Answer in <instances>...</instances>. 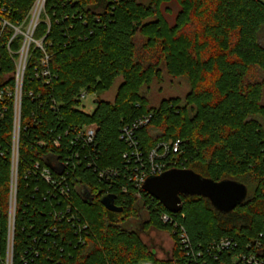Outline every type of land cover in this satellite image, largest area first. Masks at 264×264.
I'll list each match as a JSON object with an SVG mask.
<instances>
[{
  "label": "trees",
  "instance_id": "obj_1",
  "mask_svg": "<svg viewBox=\"0 0 264 264\" xmlns=\"http://www.w3.org/2000/svg\"><path fill=\"white\" fill-rule=\"evenodd\" d=\"M35 1L1 0L14 24L24 22ZM261 33L264 0H47L34 33L44 50L32 45L24 75L13 264H186L176 223L187 232L191 258L200 264H234L240 254L264 256ZM10 35L2 34L3 42ZM21 42L22 36L14 40L13 51ZM0 49V91L8 86L13 93L0 102V264H6L17 60ZM163 69L171 77H187L191 89L184 99L153 106L142 87L162 78ZM120 77L115 100L101 99ZM83 90L96 95L92 113L79 108ZM148 114L150 122L136 131L145 151L160 141L181 140L179 163L204 177L246 184V200L222 213L209 199L188 196L180 212L170 213L145 191L138 197L121 134ZM91 123L98 125L97 151L74 147L71 126ZM70 159L82 162L62 169ZM44 167L52 169L54 186L41 178ZM106 168L118 174L101 178ZM62 185L68 197L60 194ZM105 190L122 211L101 203ZM67 204L89 225L87 231L76 232L66 218L55 220L53 212L66 211ZM141 209L147 218L135 226ZM162 212L173 222L162 221ZM150 228L172 237L167 261L142 238ZM80 234L84 243H78ZM226 236L237 245L215 259L207 247Z\"/></svg>",
  "mask_w": 264,
  "mask_h": 264
},
{
  "label": "built area",
  "instance_id": "obj_2",
  "mask_svg": "<svg viewBox=\"0 0 264 264\" xmlns=\"http://www.w3.org/2000/svg\"><path fill=\"white\" fill-rule=\"evenodd\" d=\"M47 0H36L31 11L25 18L24 22L14 24L8 17L5 16L6 6L2 4L0 0V40L1 36L6 31H10L11 35L9 39L5 42L3 40L0 43V48H6L10 56L16 61V89L14 92V131H13V155H12V177H11V190H10V209H9V234H8V250L6 264H13V253H14V235H15V221H16V209H17V192H18V163L20 155V132H21V107H22V97H23V84H24V75L28 60L30 58V51L33 44L37 47L44 50L43 39H35L34 33L41 21V16L45 12V5ZM19 36H22V42L20 48L15 52L12 49V44ZM17 55L14 58V55ZM1 49H0V58H1ZM44 64L48 62V55H45ZM48 73V70L44 71V75ZM12 96L13 93L10 88L7 86L6 90L0 91V102L5 100V96ZM88 95H91L87 90H83L80 93L79 99L82 101L87 98ZM1 112V109H0ZM152 114L144 115L136 119L132 124L126 125L121 134V139L127 144L129 150L123 154V158L127 160L128 167L130 169L129 178L134 187L135 193L138 197H141L143 190V185L145 181L151 176H157L163 172L173 169V168H185L183 163H179L178 155L183 153L182 142L181 140L176 141H160L158 142L150 151H145L136 135L138 128L145 126L151 120ZM72 132L74 134V139L72 144L74 147L78 146L81 149H89L97 151V131L98 125L96 123L71 126ZM67 134L69 133L66 132ZM57 142V141H56ZM42 144H44L42 142ZM79 154V153H78ZM77 154V157L80 158L81 155ZM86 155V154H84ZM70 161V162H69ZM69 161L65 162V166L62 169H65L69 164H72L75 168L78 164H81L82 160L78 161ZM39 168L38 165H36ZM52 169L44 167L40 170V175L43 180L49 184L55 185L57 179L54 178ZM63 172V171H62ZM62 180L65 181L63 173ZM118 174L117 171L113 168H106V170L100 171L99 175L103 178L107 174ZM58 189V188H57ZM125 190V189H124ZM60 194L62 196H69L68 190L65 185L60 187ZM109 195V190H105V193L102 194V197ZM53 196V194H52ZM59 201V199H58ZM61 201H59V204ZM66 211L55 210L53 212L55 220L62 221L64 218L69 222H73L76 228V232H81L82 230L87 231L89 225L87 223H81L80 219L75 212L72 213V206L67 204ZM171 213V212H170ZM70 214V215H69ZM160 219L164 222H173L172 217L169 213L162 212L160 213ZM174 231L178 233V241L180 247L185 255L186 264H200L196 262L195 258H191V255H194L189 249V237L184 227H177L175 224ZM57 231L56 227H52L51 230ZM79 232V233H80ZM84 243V237L81 236L78 239V243ZM237 245L229 236L221 237L218 240L212 241L208 247L207 251L215 259L218 258V254L222 250H229ZM260 250V248H259ZM199 255L202 252L198 253ZM197 258V257H196ZM198 259V258H197ZM192 260V261H190ZM236 262L234 264H240L241 261H247L248 264H264V256L258 257L254 253L249 254H240L236 255ZM142 264V262L140 263Z\"/></svg>",
  "mask_w": 264,
  "mask_h": 264
},
{
  "label": "water",
  "instance_id": "obj_3",
  "mask_svg": "<svg viewBox=\"0 0 264 264\" xmlns=\"http://www.w3.org/2000/svg\"><path fill=\"white\" fill-rule=\"evenodd\" d=\"M98 102L95 100V103ZM143 190L158 199L171 213H178L183 208V197L202 196L222 213L234 210L248 196L246 184L234 180H214L204 177L189 168H173L157 176L149 177ZM115 195L101 198V203L110 211L123 210L115 203Z\"/></svg>",
  "mask_w": 264,
  "mask_h": 264
},
{
  "label": "rangeland",
  "instance_id": "obj_4",
  "mask_svg": "<svg viewBox=\"0 0 264 264\" xmlns=\"http://www.w3.org/2000/svg\"><path fill=\"white\" fill-rule=\"evenodd\" d=\"M141 36L137 37V43L142 42ZM260 41L262 45H264V33L260 34ZM123 79L117 78L112 88L103 94H101L100 98L104 100L114 101L117 90L122 83ZM191 89L189 79L187 77H178L174 78L167 74L165 69H163L162 78H156L150 85L142 87V95L147 97L150 104L153 106H158L159 103L163 99H169L173 97H179L184 99ZM96 95L91 94L88 95L86 99L82 100L80 109L87 113H92L95 110ZM263 103H264V91H263ZM141 220H133V224L135 226H140L141 223L145 221L147 215L143 209H141ZM142 238L144 241L156 251L158 259L162 261H167L172 256L173 250V240L169 237V235L157 229L150 228L147 232L142 234ZM142 264H161L159 262L144 260Z\"/></svg>",
  "mask_w": 264,
  "mask_h": 264
},
{
  "label": "crops",
  "instance_id": "obj_5",
  "mask_svg": "<svg viewBox=\"0 0 264 264\" xmlns=\"http://www.w3.org/2000/svg\"><path fill=\"white\" fill-rule=\"evenodd\" d=\"M168 235H169V237L172 239V237L170 236V234L169 233H167ZM173 244H174V242H173Z\"/></svg>",
  "mask_w": 264,
  "mask_h": 264
}]
</instances>
